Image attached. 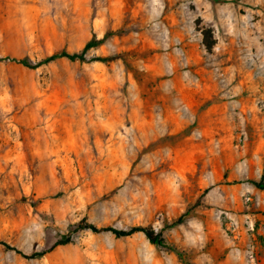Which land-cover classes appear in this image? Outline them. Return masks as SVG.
Instances as JSON below:
<instances>
[{
	"label": "rangeland",
	"instance_id": "1",
	"mask_svg": "<svg viewBox=\"0 0 264 264\" xmlns=\"http://www.w3.org/2000/svg\"><path fill=\"white\" fill-rule=\"evenodd\" d=\"M263 170L264 0H0V264H250Z\"/></svg>",
	"mask_w": 264,
	"mask_h": 264
},
{
	"label": "trees",
	"instance_id": "2",
	"mask_svg": "<svg viewBox=\"0 0 264 264\" xmlns=\"http://www.w3.org/2000/svg\"><path fill=\"white\" fill-rule=\"evenodd\" d=\"M94 44H95L94 42L87 44L81 54H68L66 52H61V53L53 55L51 57V60L58 59V58H67L69 60H84V57H83L84 51L91 48ZM3 60H8L16 64H21L26 67H31V65L25 60H16V59H10V58H5ZM249 183L253 185L256 189L264 192V170H263V173L259 181H249ZM182 220H183V217H180L178 219V222H181ZM80 229H86L93 234L110 233L114 235L116 238L127 237L135 233H142L146 237V239L149 241L150 244L155 245V246H160V247L166 246L160 234L154 233L153 231L148 230L146 228H142V227H134V228H131L130 230L123 231V230H116L111 227L96 228L94 226L86 225V226L80 227ZM68 242H69V237H66L64 240L58 241L55 245L57 244L64 245ZM0 245H2L7 250L14 251L15 253L23 256L26 259H32V258H35L36 256L41 255V254H32L29 256L22 255V253H20L17 249H15L14 247H11L8 244L0 243Z\"/></svg>",
	"mask_w": 264,
	"mask_h": 264
},
{
	"label": "built area",
	"instance_id": "3",
	"mask_svg": "<svg viewBox=\"0 0 264 264\" xmlns=\"http://www.w3.org/2000/svg\"><path fill=\"white\" fill-rule=\"evenodd\" d=\"M229 225L233 232H236L239 229V223L233 218L229 219ZM250 231L253 232V227L250 228ZM264 249V240H251L249 245V250L247 251V261L250 264H257V254L260 250Z\"/></svg>",
	"mask_w": 264,
	"mask_h": 264
},
{
	"label": "crops",
	"instance_id": "4",
	"mask_svg": "<svg viewBox=\"0 0 264 264\" xmlns=\"http://www.w3.org/2000/svg\"><path fill=\"white\" fill-rule=\"evenodd\" d=\"M250 191L252 192H256V194H260L262 195L263 193H261L260 190L256 189V188H249ZM254 218L256 220V223L258 225V230H257V237L258 240H261L264 238V234L262 231V228L264 227V216L260 215V214H255Z\"/></svg>",
	"mask_w": 264,
	"mask_h": 264
}]
</instances>
